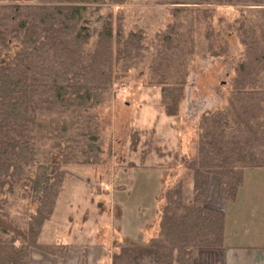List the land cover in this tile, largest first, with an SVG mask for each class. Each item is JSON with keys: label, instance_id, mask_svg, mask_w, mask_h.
I'll return each instance as SVG.
<instances>
[{"label": "trees", "instance_id": "obj_1", "mask_svg": "<svg viewBox=\"0 0 264 264\" xmlns=\"http://www.w3.org/2000/svg\"><path fill=\"white\" fill-rule=\"evenodd\" d=\"M104 1L0 0V264H33L31 248L59 249L39 239L68 169L99 164L96 111L111 98L119 73L142 56V34L125 36L112 19L92 41L88 12ZM217 3L247 7L237 28L243 54L227 105L199 117L197 155L185 161L194 172L193 202L185 203L181 183L165 192L159 233L147 243L163 264H194L196 249L223 245L225 213L205 204L211 175L219 176V199L233 202L245 171L264 169V0ZM180 34L171 28L163 35L151 66L168 116L178 114L186 83L181 68L194 53ZM168 59L174 79L163 67ZM13 195L27 200L22 223L8 210Z\"/></svg>", "mask_w": 264, "mask_h": 264}, {"label": "rangeland", "instance_id": "obj_2", "mask_svg": "<svg viewBox=\"0 0 264 264\" xmlns=\"http://www.w3.org/2000/svg\"><path fill=\"white\" fill-rule=\"evenodd\" d=\"M245 8L217 0H105L89 10L92 41L103 21L112 19L125 36L142 34V56L130 71L119 73L111 98L96 111L102 122L100 162L68 169L54 215L40 236L42 244H54L60 237L86 245L108 237L152 238L159 233L169 188L181 183L185 203L193 202L194 172L185 161L197 155L199 117L228 103L231 77L243 54L237 28ZM171 28L194 44V53L181 68L186 83L176 116L167 115L162 85L156 83L160 75L151 68ZM163 67L171 79L178 77L170 59ZM246 185L259 187L253 197L264 207V177H250ZM253 201L248 193L243 204ZM26 204L11 197L8 210L17 223H22ZM235 222L238 230L246 231L244 218L236 216ZM237 237L246 244L243 234ZM30 252L36 264L45 254L63 250Z\"/></svg>", "mask_w": 264, "mask_h": 264}, {"label": "crops", "instance_id": "obj_3", "mask_svg": "<svg viewBox=\"0 0 264 264\" xmlns=\"http://www.w3.org/2000/svg\"><path fill=\"white\" fill-rule=\"evenodd\" d=\"M250 177H264V169L245 171L243 186L239 188L235 200L226 202L218 198L219 177L210 176L205 204L225 213L224 242L219 247L196 249L194 264H264V207L253 197L255 193H259V187L248 188L246 185ZM212 180L214 185H212ZM248 193L254 201L244 205L243 201ZM236 216L239 219L244 218V221H247L246 224L254 226L256 230L252 231L248 226L245 232H243L244 229L238 230L235 222ZM238 233L243 234L246 244L239 243ZM234 236L237 240L231 241L235 238ZM138 238L108 237L107 240L102 239V242L97 243L86 241L87 245L74 242L75 238H56L53 245L61 248L63 252L45 254L36 264H163L159 261L156 250L147 245L151 238ZM32 259L33 253L31 252Z\"/></svg>", "mask_w": 264, "mask_h": 264}]
</instances>
